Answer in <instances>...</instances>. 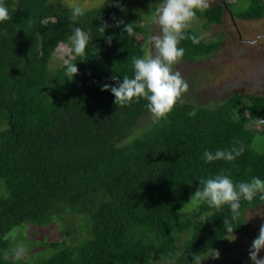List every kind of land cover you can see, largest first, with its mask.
Wrapping results in <instances>:
<instances>
[{
    "label": "trees",
    "instance_id": "obj_1",
    "mask_svg": "<svg viewBox=\"0 0 264 264\" xmlns=\"http://www.w3.org/2000/svg\"><path fill=\"white\" fill-rule=\"evenodd\" d=\"M126 1L105 0L73 23L70 9L51 0H0L10 17L0 23V264H192V253L225 241L223 220L231 218L227 205L219 211L188 205L199 180L222 169L234 183L264 180V151L253 148L256 131L248 127L264 119V96L233 92L197 103L183 95L167 122L155 125L145 100L118 108L101 90L116 86L113 75L131 78V59L146 53L135 38H147L148 24L122 9ZM231 5L217 0L196 17L219 24L228 9L241 20L264 17L262 0L236 13ZM114 17L134 23L135 35H122ZM103 23L110 26L105 34L97 29ZM75 27L89 42L83 58L66 53L79 69L67 81L63 61L54 70L50 64L58 44L70 47ZM185 34L200 43L180 41L185 55L178 63H198L219 47L192 28ZM234 141L245 149L235 161L202 159L205 150L229 149ZM263 202L241 201L235 233L248 225L246 211ZM64 210L84 219L81 241H50L52 251L36 261L3 259L15 227L47 225Z\"/></svg>",
    "mask_w": 264,
    "mask_h": 264
},
{
    "label": "clouds",
    "instance_id": "obj_2",
    "mask_svg": "<svg viewBox=\"0 0 264 264\" xmlns=\"http://www.w3.org/2000/svg\"><path fill=\"white\" fill-rule=\"evenodd\" d=\"M117 6L120 5L117 4ZM68 7L73 23L78 22L90 10L87 0H84L82 4H69ZM208 7L209 0H163L153 16V21L159 26V31L156 34H149L147 37V44L151 45L153 52L131 59L133 66L131 78L124 75L121 82L118 75H113L111 79L116 82V86L104 84L101 86V90L112 93L115 97L114 104L118 108L129 107L133 103L138 104L143 99L147 102L145 107L150 113L153 124L158 125L161 121L167 122L169 114L173 112L177 103L182 101L183 94L189 91V85L182 78L180 72L173 71V66L185 55V49L178 45L185 39H191L193 44L200 43L196 36H187L185 29L196 17L197 11L203 12ZM9 18L7 6L0 4V23L9 20ZM113 19L116 27L123 28L122 35L127 34L128 37L135 35L134 23L125 24L115 17ZM108 27L110 26L107 23H103L97 29L105 34ZM106 39L111 44L112 37ZM69 40L70 47L58 44L56 52L69 53L74 57L83 58L86 55L89 42L88 33L80 27H75L72 29ZM63 65L67 81H72L79 74L76 62L64 59ZM257 119L260 123H264V119ZM244 150L242 142L234 141L233 146L229 149H217L215 152L205 150L202 159L209 164L214 161L231 163L241 156ZM199 185L200 187L191 195L188 205L198 207L201 204H206L209 208H214L217 211L227 205L231 212V218L223 220L225 239L235 242L238 239L235 235L237 228L233 225L241 216V201L251 203L257 197L264 201V180L253 176L249 181L234 183L222 169L214 177H202L199 180ZM182 213L183 208L177 214ZM262 250H264V224H261L258 236L252 241L248 250L252 264H264V258L260 256ZM26 254L27 249L23 242L16 244L11 250L4 249L2 251L3 259L6 261L10 256L14 260L20 261ZM209 258L219 259V251L208 248L199 254L192 253V264H203ZM169 264H175L174 259L170 260Z\"/></svg>",
    "mask_w": 264,
    "mask_h": 264
},
{
    "label": "rangeland",
    "instance_id": "obj_3",
    "mask_svg": "<svg viewBox=\"0 0 264 264\" xmlns=\"http://www.w3.org/2000/svg\"><path fill=\"white\" fill-rule=\"evenodd\" d=\"M55 5L68 7L69 4L84 3V0H51ZM105 0H87L90 8L100 6ZM232 2L231 8L235 13L243 11L250 5V0H227ZM264 2V0H262ZM217 0H209V6ZM163 1L156 0H127L123 5L124 11L136 14L137 22L148 24L149 34H156L159 26L153 21L157 7ZM69 8V7H68ZM229 10V9H228ZM226 10L223 13L221 23H208L203 17H195L188 28L194 29L204 42L216 41L219 47L208 58L198 63H177L173 71H178L188 83L189 91L184 95L197 103L217 102L227 95L235 92L239 94H254L264 96V17L259 19L241 20ZM136 41L143 43L146 53L151 54L153 49L147 44V38L137 34ZM66 53H57L55 50L50 68L54 70L62 61ZM243 108V107H242ZM243 113L246 110L243 109ZM144 123L142 118L137 130ZM248 127L256 131L252 146L257 151H264V123L256 121L248 124ZM4 186L0 183V193H4ZM50 223L43 226L25 222L15 227L7 235L10 248L23 242L27 249L25 261H36L47 255L50 241L64 240L67 243L74 240H82L84 231L77 228L84 220L75 212L62 211ZM78 214V213H77ZM248 225L240 232L235 233L238 239L231 242L227 239L215 248L220 253L219 259H206L203 264L216 260L218 264H252L248 250L252 241L258 236L261 224H264V202L261 206L248 209L244 215ZM81 227V226H79ZM68 229L72 234H65ZM75 238V239H74ZM80 240V241H81ZM264 258V250L260 253Z\"/></svg>",
    "mask_w": 264,
    "mask_h": 264
},
{
    "label": "flooded vegetation",
    "instance_id": "obj_4",
    "mask_svg": "<svg viewBox=\"0 0 264 264\" xmlns=\"http://www.w3.org/2000/svg\"><path fill=\"white\" fill-rule=\"evenodd\" d=\"M229 11V10H228Z\"/></svg>",
    "mask_w": 264,
    "mask_h": 264
}]
</instances>
